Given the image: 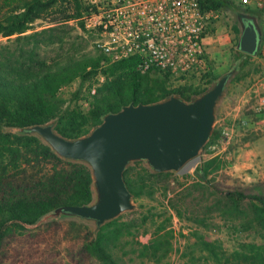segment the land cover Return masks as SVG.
Returning a JSON list of instances; mask_svg holds the SVG:
<instances>
[{
	"label": "rangeland",
	"instance_id": "rangeland-1",
	"mask_svg": "<svg viewBox=\"0 0 264 264\" xmlns=\"http://www.w3.org/2000/svg\"><path fill=\"white\" fill-rule=\"evenodd\" d=\"M243 11L238 4L233 9L213 11L215 17L207 40L210 65L206 73L156 77L153 96H160L167 90L182 87L205 88L209 80L205 75L212 73L218 79L238 67L219 108L215 129L218 138L205 147L197 165L192 163L182 172L160 177L150 175L152 172L143 162L129 167L128 178L144 189L145 194L135 198L137 210L122 215L119 220L124 235L112 251L122 264H223L224 261L217 259H229L242 245L264 242V227L255 220L249 200L235 206L226 195L237 191L264 196V114L256 117L250 110L255 103L253 86L264 71V10L248 14ZM6 13V10L0 12V19ZM245 17L251 18L260 31L259 49L250 57L239 48ZM63 20V15L48 11L25 34L43 32L36 50L39 59L54 67L68 59L98 57L95 36ZM17 37H0V59H13L14 63L20 53L26 55L32 49L30 42L18 41ZM98 83L97 77L84 84L78 80L66 86L61 94L62 109L87 113L94 100L89 90ZM243 118H252L253 123L259 121L261 128H244L240 123ZM224 128L231 132L229 142L221 139ZM214 157H219L222 164L206 179L200 178L197 170ZM48 223L6 237L0 243V264H101L84 251V235H77L67 223ZM155 237L168 239L171 251L161 260L142 257V246ZM202 242L213 243L221 251L215 256L204 249Z\"/></svg>",
	"mask_w": 264,
	"mask_h": 264
},
{
	"label": "trees",
	"instance_id": "trees-1",
	"mask_svg": "<svg viewBox=\"0 0 264 264\" xmlns=\"http://www.w3.org/2000/svg\"><path fill=\"white\" fill-rule=\"evenodd\" d=\"M200 3L204 11L215 12L233 9L236 4L230 0H200ZM84 8L83 0H0V12L7 11L5 18L0 19V37L11 39L18 36V41L25 39L33 45L26 55L20 53L14 63L13 59H0V243L16 231H27L23 223L35 224L55 208L84 205L93 199L92 176L86 164L64 160L37 136L22 135L14 129L56 121L58 134L76 139L99 125L107 113L118 112L123 106L153 103L174 94L189 101L207 91L217 79L209 73L205 75L209 78L205 88L182 87L153 96L159 75L138 73V57L102 68L101 54L92 59H68L54 67L47 66L36 54L43 32L25 34L48 11L63 15V22L70 23L81 17ZM241 8L244 13H251ZM78 24L82 30L85 29L82 22ZM100 73L105 76V81L98 88L89 111L85 114L76 110L64 111L63 96L58 89L78 80L84 84ZM217 138L215 130L210 142ZM221 164L220 158L214 157L204 162L196 174L206 179ZM129 170L124 174L125 181L135 198H140L145 194L144 189L128 178ZM169 174L150 173L154 177ZM226 195L235 206L249 200L255 220L264 227V196H250L237 191ZM121 217L98 232L93 226L76 221L48 224L67 223L77 235H84V251L101 264H122L112 251L124 235L119 226ZM202 246L215 256L221 251V247L213 243L202 242ZM171 249L168 239L155 237L142 246L141 256L161 260ZM217 260L224 261L223 264H264V242L242 245L229 259Z\"/></svg>",
	"mask_w": 264,
	"mask_h": 264
},
{
	"label": "water",
	"instance_id": "water-1",
	"mask_svg": "<svg viewBox=\"0 0 264 264\" xmlns=\"http://www.w3.org/2000/svg\"><path fill=\"white\" fill-rule=\"evenodd\" d=\"M260 31L249 21L239 41L240 50L255 55ZM238 67L219 77L204 93L187 101L179 95L153 103H131L118 112L107 113L89 133L68 139L55 130L56 121L16 128L13 131L35 135L60 158L86 164L91 171L93 199L84 205H64L53 209L35 224V230L53 221H76L98 232L106 224L138 206L125 181L126 170L143 162L154 174L182 172L201 155L214 135L219 108Z\"/></svg>",
	"mask_w": 264,
	"mask_h": 264
},
{
	"label": "built area",
	"instance_id": "built-area-1",
	"mask_svg": "<svg viewBox=\"0 0 264 264\" xmlns=\"http://www.w3.org/2000/svg\"><path fill=\"white\" fill-rule=\"evenodd\" d=\"M83 1L85 8L81 17L70 23L79 27L78 23L82 22L85 30L95 36V48L103 56L100 68L138 57L140 63L136 70L141 75L177 78L208 71L207 40L215 16L213 11L202 9L200 0ZM230 1L251 12L264 10V0ZM98 81L89 90L92 97L105 76L100 73ZM65 89L66 86H61L58 93L63 94ZM252 92L255 103L250 110L259 117L264 114V71ZM240 123L244 128H261L260 122L253 123L252 118H243ZM230 138V130L224 128L222 141L229 142Z\"/></svg>",
	"mask_w": 264,
	"mask_h": 264
},
{
	"label": "flooded vegetation",
	"instance_id": "flooded-vegetation-1",
	"mask_svg": "<svg viewBox=\"0 0 264 264\" xmlns=\"http://www.w3.org/2000/svg\"><path fill=\"white\" fill-rule=\"evenodd\" d=\"M250 20L248 18H243L242 22H243V26L245 27V25L249 22Z\"/></svg>",
	"mask_w": 264,
	"mask_h": 264
},
{
	"label": "crops",
	"instance_id": "crops-1",
	"mask_svg": "<svg viewBox=\"0 0 264 264\" xmlns=\"http://www.w3.org/2000/svg\"><path fill=\"white\" fill-rule=\"evenodd\" d=\"M251 13H255V12H251ZM248 19H251V18H248Z\"/></svg>",
	"mask_w": 264,
	"mask_h": 264
}]
</instances>
